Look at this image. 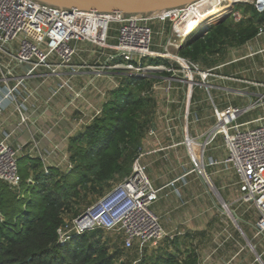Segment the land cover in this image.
Returning a JSON list of instances; mask_svg holds the SVG:
<instances>
[{
  "label": "built area",
  "instance_id": "1",
  "mask_svg": "<svg viewBox=\"0 0 264 264\" xmlns=\"http://www.w3.org/2000/svg\"><path fill=\"white\" fill-rule=\"evenodd\" d=\"M255 8L258 12H262L263 0H256ZM233 17L235 21L239 19L238 14H234ZM164 18L169 17L62 10L34 0H0V118L5 109H11L18 117L16 126L7 131L2 130L3 122L0 121L2 135L0 181L11 188L18 187L20 183L17 158L28 145L24 143L13 147L8 139L17 129L29 123L35 125V117L45 114V111L38 112V108L30 105L32 99L36 100L39 87L30 89L27 85L29 78L36 74L41 76L38 74L40 71L58 79L57 86L47 93L46 104H50L57 94L64 90L70 93L68 106H75L77 101L84 98L85 90L91 82L106 72L134 76L166 73L170 81L182 82L189 89L198 85L207 88L209 86L207 80L212 77L211 71L201 70L197 63L181 58L177 54L168 56L154 50L152 24L156 20L163 21ZM113 25L116 29L112 36ZM262 33L264 27H259L257 34ZM77 43L91 44L104 56V62L91 67L93 79L79 90H75L71 84V79L85 66V64L76 66L72 63L78 55ZM168 46L177 49L179 43L170 44L168 38L164 50ZM156 57L176 63L177 67L171 63L169 65L147 63L148 58ZM194 76H197L199 81L194 80ZM257 104L258 101L244 108L233 106H226L222 110L213 108L215 125L210 136L213 137L215 134L222 136L226 148V158L223 163L226 165V170H231L238 178L240 189L238 202L250 204L256 209L258 214L256 230L262 233L264 232V117L244 123L238 121ZM87 107L92 111L90 116L81 111V120L87 119L86 124L99 115L101 110L91 107L89 103ZM40 133L42 137H47L50 131H40ZM148 134L151 135L152 132L149 131ZM34 148L36 156L42 162L44 174L48 173L50 158L55 152L63 151L56 144L51 149H41L34 143L32 149ZM62 161L66 164V168H70L66 153L62 155ZM159 192L160 189L149 182L145 174V166L139 162L137 156L127 177L66 225L63 236L61 231H58L60 241L62 242L65 235L70 232L81 234L85 231L101 229L106 232H117L124 249L134 247L138 253H141L144 248L156 247L164 238L172 240L174 235L164 231L159 218L151 210Z\"/></svg>",
  "mask_w": 264,
  "mask_h": 264
},
{
  "label": "crops",
  "instance_id": "2",
  "mask_svg": "<svg viewBox=\"0 0 264 264\" xmlns=\"http://www.w3.org/2000/svg\"><path fill=\"white\" fill-rule=\"evenodd\" d=\"M76 47L81 57L77 55L72 63L88 66L71 79L73 88L79 90L93 79L91 67L104 62V56L88 43H77ZM214 60L209 66L197 62L201 70L211 71L207 88L198 85L189 89L167 76L158 78L162 86L156 84L152 91L156 102L149 130L152 134L148 131L142 140L139 162L145 166L152 186L160 189L151 210L164 231L174 235L177 252L184 256L193 250L197 264H264V232L256 230L257 211L250 204L238 202V178L223 163L226 158L223 138L220 134L210 136L215 125L213 108H244L258 101L261 112L253 115L249 111L238 121L264 117V33L228 48L223 60ZM38 74L41 76L36 74L27 80L30 89L39 87L36 100L32 99L30 105L45 114L35 117V125L29 123L17 129L8 142L17 147L29 141L20 155L31 156H36L30 153L34 143L41 149L61 143L64 151L55 152L49 166L63 168L64 144L87 123V119L81 120V111L91 115L88 103L101 109L107 92L117 86L120 76L106 72L95 78L85 90L84 98L75 106H68L70 93L64 90L50 104L45 103L48 91L57 86L58 79L43 71ZM87 94L98 95L97 101L93 104ZM0 121L2 130L7 131L16 126L18 117L11 109H5ZM46 130L49 135L42 137L40 131ZM1 137L0 133V140Z\"/></svg>",
  "mask_w": 264,
  "mask_h": 264
},
{
  "label": "trees",
  "instance_id": "3",
  "mask_svg": "<svg viewBox=\"0 0 264 264\" xmlns=\"http://www.w3.org/2000/svg\"><path fill=\"white\" fill-rule=\"evenodd\" d=\"M234 13L239 20H234ZM259 27H264V10L239 3L220 23L203 32H190L176 54L209 66L214 58L223 60L228 48L252 39ZM147 63L177 67L160 57L148 58ZM160 76L120 75L117 86L107 92L99 115L68 138L70 168L49 166L44 174L38 156L17 158L18 187L0 181V264H116L123 251L134 252L130 264H197L193 250L184 256L175 250V237L138 253L134 247L124 249L120 236L111 242L101 229L70 232L62 242L58 232L130 174L142 140L153 125L156 102L152 91Z\"/></svg>",
  "mask_w": 264,
  "mask_h": 264
},
{
  "label": "rangeland",
  "instance_id": "4",
  "mask_svg": "<svg viewBox=\"0 0 264 264\" xmlns=\"http://www.w3.org/2000/svg\"><path fill=\"white\" fill-rule=\"evenodd\" d=\"M226 1V0H225ZM256 0H250V1H247V0H240V1H234L233 3H231L229 6L225 3H222L218 8H219V11L215 14L216 16H214V18L212 19V21H207L205 22L207 19L211 18V15H212V12L213 10L215 9L214 5H211V4H206L204 6V9H202V18L200 20H198V25L193 28L191 30L192 31H205L208 27H210L211 25H215L216 22L222 20V19H225L227 17H229L231 15V13L233 12V8L235 5L239 4V3H249V4H255ZM227 5V6H226ZM225 13V14H224ZM236 14V13H234ZM233 14V15H234ZM179 18L178 15H176L174 17V24L176 23V19ZM235 20V19H234ZM239 20V19H238ZM172 25H173V22H172V19L171 18H164L163 21L161 20H156L153 24H152V28H153V31H154V35H153V43H154V50L156 52H158L159 54H165V55H168V56H172V55H175L176 54V48L174 46H168L166 50H164V45H165V42L166 40L169 38L170 34H171V28H172ZM189 27L188 24L184 25L183 27ZM171 27V28H170ZM182 28V27H181ZM115 29H116V26L113 25L112 26V29H111V33L114 35L115 34ZM173 40V43H181V40H179L176 36H172L171 38ZM80 57H81V53H77ZM199 66V65H198ZM121 74H117V76L119 77ZM160 76L158 73H149V74H146V76ZM145 76V75H144ZM194 80H198L199 81V78L197 76H194ZM119 81V79H118ZM158 86H162V84H158V82L156 83ZM155 84V86H156ZM89 100L94 104V102L97 101L98 99V95H93V94H87L86 95ZM234 98V100L238 101L240 100L239 97H232ZM101 101V100H100ZM255 101V98H252V102ZM264 101V100H262ZM99 103V102H98ZM262 107H254L252 109V111H250L249 114H253V115H256L257 113H260ZM46 143V142H45ZM57 146L60 147V149L62 148V144L61 143H55ZM55 144H52V145H55ZM27 145H29V141L27 143ZM51 145V147H52ZM49 146V144H48ZM48 146H44V147H48ZM65 148H66V143L64 144ZM31 147V145H30ZM50 147V146H49ZM48 147V148H49ZM50 147V149H51ZM43 148V147H42ZM63 149V148H62ZM64 151V150H63ZM31 154H35L37 155L36 151H35V148L30 152ZM67 154V152H66ZM68 157V155H67ZM62 164L64 163L62 160H61ZM63 168L61 169H66V164H63L62 165ZM229 209H231V207L228 205ZM105 234L111 238V242H114L115 241V238L116 236H120L117 232H106L104 231ZM61 236H63L65 234V232L62 230L61 232ZM150 253V250H148L147 254ZM134 252H131V251H123L122 252V256L120 257L119 261L116 262V264H121V262H125V264H130L128 263V260L131 259L134 255Z\"/></svg>",
  "mask_w": 264,
  "mask_h": 264
},
{
  "label": "water",
  "instance_id": "5",
  "mask_svg": "<svg viewBox=\"0 0 264 264\" xmlns=\"http://www.w3.org/2000/svg\"><path fill=\"white\" fill-rule=\"evenodd\" d=\"M62 10L158 17L182 12L200 0H34ZM169 16V15H167ZM223 20V19H222ZM222 20L216 22L220 23ZM231 214V212H230Z\"/></svg>",
  "mask_w": 264,
  "mask_h": 264
},
{
  "label": "bare ground",
  "instance_id": "6",
  "mask_svg": "<svg viewBox=\"0 0 264 264\" xmlns=\"http://www.w3.org/2000/svg\"><path fill=\"white\" fill-rule=\"evenodd\" d=\"M263 2H264V0H263ZM222 3H225L228 6L231 4L228 0H226V1L225 0H200L182 12H178V13L171 12V13L167 14L169 16L161 15V17L171 18L172 22H173V25L171 28V34L169 36L170 44H174L173 40L171 39L172 36H174V37L176 36L179 40L182 41L185 38V36L188 35L189 31L198 25L197 21L203 17L201 14L202 13L201 10L204 9V6L206 4H211V5L215 6L214 7L215 9L213 10L212 15H211V18H214V16H216L215 14L219 11L218 7ZM176 15H178L179 18L176 19V23L174 24V17ZM186 24H188L189 27H187V26L183 27Z\"/></svg>",
  "mask_w": 264,
  "mask_h": 264
}]
</instances>
